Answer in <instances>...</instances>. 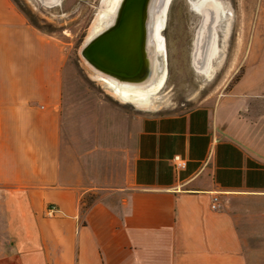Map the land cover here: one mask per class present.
<instances>
[{
  "label": "crops",
  "instance_id": "obj_1",
  "mask_svg": "<svg viewBox=\"0 0 264 264\" xmlns=\"http://www.w3.org/2000/svg\"><path fill=\"white\" fill-rule=\"evenodd\" d=\"M64 54L0 0V264H252L234 200L264 203V73L178 114L103 102L71 149Z\"/></svg>",
  "mask_w": 264,
  "mask_h": 264
},
{
  "label": "rangeland",
  "instance_id": "obj_2",
  "mask_svg": "<svg viewBox=\"0 0 264 264\" xmlns=\"http://www.w3.org/2000/svg\"><path fill=\"white\" fill-rule=\"evenodd\" d=\"M13 1L28 21L40 28L36 29L63 46V126L71 149L76 139L89 137L81 135L82 127L97 126V107L103 102L116 107L124 104L130 109L135 105L162 115L178 114L217 103L247 74L264 73V0H170L159 20L162 47L155 54L158 73L154 79L164 76L165 82L150 96L147 107L120 98L82 56L107 14L104 0ZM201 6L213 11L210 29L214 38L212 56L203 70L193 60L195 41L205 18L196 11ZM234 202L241 206L239 224L253 249L262 247L259 252L253 251L252 264H264V203L256 198Z\"/></svg>",
  "mask_w": 264,
  "mask_h": 264
},
{
  "label": "water",
  "instance_id": "obj_3",
  "mask_svg": "<svg viewBox=\"0 0 264 264\" xmlns=\"http://www.w3.org/2000/svg\"><path fill=\"white\" fill-rule=\"evenodd\" d=\"M152 0H123L114 24L91 39L83 49V57L96 70L112 78L128 82L145 80L150 69L147 62L149 40V7ZM204 18L194 49V62L199 57L197 47L210 38Z\"/></svg>",
  "mask_w": 264,
  "mask_h": 264
},
{
  "label": "bare ground",
  "instance_id": "obj_4",
  "mask_svg": "<svg viewBox=\"0 0 264 264\" xmlns=\"http://www.w3.org/2000/svg\"><path fill=\"white\" fill-rule=\"evenodd\" d=\"M123 0H104V4L107 5V14L105 15L104 19L100 23L99 27L95 31L94 36L92 39L99 34H101L104 30L110 27L112 24L115 23L119 7H121ZM170 0H152L151 6L149 7V13L151 17V21L149 24V40L147 46V62L150 69V73H148L145 80L140 82H128L124 80H119L116 78H112L109 75L103 74L100 71H97L98 75L103 79V81L111 87L120 98H123L127 102H135L137 104L144 105L147 107L150 105V96L155 94L158 90L162 89L165 78L157 77L156 73H158V65L155 60L157 52H161V44L159 43L160 40V17L162 16L165 8L168 6ZM205 2V1H204ZM201 4V3H200ZM210 8V7H209ZM204 6L199 7L196 11L198 14H203L205 19L208 21L206 25V29L209 32L210 38L205 40V42L201 43L199 47H197V51L200 52L199 57H201V53L203 52V57L198 58L195 61L196 66L199 67L201 70L205 69L207 59L212 56V50L214 48V38L211 33L210 25H211V17L213 15V11L210 9H206ZM220 13L224 14L223 10H219ZM164 15V14H163ZM214 17V16H213ZM91 40V38H89ZM162 39V38H161ZM89 40V41H90ZM88 41V42H89ZM87 42V43H88Z\"/></svg>",
  "mask_w": 264,
  "mask_h": 264
},
{
  "label": "built area",
  "instance_id": "obj_5",
  "mask_svg": "<svg viewBox=\"0 0 264 264\" xmlns=\"http://www.w3.org/2000/svg\"><path fill=\"white\" fill-rule=\"evenodd\" d=\"M174 162H175V166L179 169H183L186 167V163L183 162L182 160H180L179 157H174ZM219 205V199L215 198L214 199V206H212L213 208H216ZM49 215L50 216H54L55 215V208L52 207L49 209Z\"/></svg>",
  "mask_w": 264,
  "mask_h": 264
},
{
  "label": "trees",
  "instance_id": "obj_6",
  "mask_svg": "<svg viewBox=\"0 0 264 264\" xmlns=\"http://www.w3.org/2000/svg\"><path fill=\"white\" fill-rule=\"evenodd\" d=\"M30 23H31V25L34 26L35 28L40 29V28H39L37 25H35L31 20H30Z\"/></svg>",
  "mask_w": 264,
  "mask_h": 264
}]
</instances>
